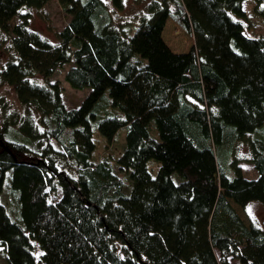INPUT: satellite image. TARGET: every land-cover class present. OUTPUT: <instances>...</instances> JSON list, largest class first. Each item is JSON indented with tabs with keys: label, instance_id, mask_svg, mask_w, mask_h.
Instances as JSON below:
<instances>
[{
	"label": "trees",
	"instance_id": "16d2710c",
	"mask_svg": "<svg viewBox=\"0 0 264 264\" xmlns=\"http://www.w3.org/2000/svg\"><path fill=\"white\" fill-rule=\"evenodd\" d=\"M47 1L0 0V28ZM242 1L153 0L132 30L101 0H56L69 17L56 43L10 28L0 86L20 111L0 105V194L9 173L13 196V214L0 203L5 264H264V229L238 213L264 211V39L243 33ZM168 20L191 39L185 52L163 41ZM63 66L71 89L89 90L74 109L57 82H35ZM121 129L120 156L93 164V131L109 142ZM238 141L253 179L232 159ZM210 143L230 151L228 175Z\"/></svg>",
	"mask_w": 264,
	"mask_h": 264
},
{
	"label": "rangeland",
	"instance_id": "374dc122",
	"mask_svg": "<svg viewBox=\"0 0 264 264\" xmlns=\"http://www.w3.org/2000/svg\"><path fill=\"white\" fill-rule=\"evenodd\" d=\"M107 10L110 11L113 22L127 23L132 30L137 26L139 18H148L149 10L148 6L153 0H122L121 8L118 11H111V1L101 0ZM241 10L244 14V18L240 20L243 33L251 38L264 39V19L257 13L264 9V0H258L253 2L252 0H243L240 4ZM169 8L173 10V6L169 5ZM21 12V17H14L7 23L6 31L0 28V68L13 57L10 48L11 34L10 28L15 24H23L29 31H33L40 37L47 40L49 43H56L55 34L61 31L68 23L69 17L64 14L56 0H49L40 9L25 8ZM132 31H129V33ZM163 41L168 48L174 53L185 52L192 41L189 37L185 36L179 31L170 20L165 24V29L162 35ZM68 66H63L57 69L49 78L41 79L35 78V82L44 83L45 81L52 83L57 82L61 89V99L66 109L76 108L80 102L87 96L89 90H73L63 80V75ZM103 97H106L104 94ZM100 103V102H99ZM0 105L5 108V112L13 113V111L19 112L20 106L17 103L14 92L11 87L6 85L0 86ZM124 133L123 129L116 132L113 139L106 142L96 130L93 131L92 140L95 145V149L92 153V163L111 162L118 158L124 147ZM210 146L213 151V157L215 164L225 175L232 172L228 161L237 162V165L241 171V174L246 179H253L255 172L250 164L246 163L248 157V150L244 142H236L233 146V157L231 159L229 150L225 149L224 145H212ZM147 170L151 176L156 174L158 163L149 160L146 163ZM231 175V174H230ZM117 177L122 179L121 192L128 194L130 190V181L127 177L121 174H117ZM127 178V180H126ZM9 173L4 181L2 192L0 194V203L6 208L8 213L13 214V196L9 192ZM59 189L50 196L51 201H56L59 198ZM240 218L245 224L254 223L260 228L264 229V211L257 203H251L243 210H238ZM14 221V220H13ZM17 223L19 219H17ZM0 249V264H5V257L1 253ZM229 264H237L236 261H229Z\"/></svg>",
	"mask_w": 264,
	"mask_h": 264
}]
</instances>
